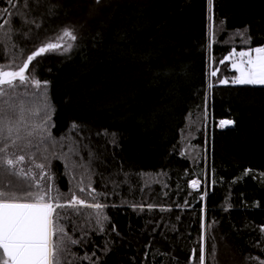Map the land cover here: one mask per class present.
I'll return each instance as SVG.
<instances>
[{
    "label": "trees",
    "instance_id": "obj_1",
    "mask_svg": "<svg viewBox=\"0 0 264 264\" xmlns=\"http://www.w3.org/2000/svg\"><path fill=\"white\" fill-rule=\"evenodd\" d=\"M65 28L71 50L33 61L47 88L17 94L31 123L49 106L53 187L105 205L102 227L82 207L65 221L72 264H264V86L232 83L233 52L264 46V0H0V64Z\"/></svg>",
    "mask_w": 264,
    "mask_h": 264
},
{
    "label": "snow or ice",
    "instance_id": "obj_2",
    "mask_svg": "<svg viewBox=\"0 0 264 264\" xmlns=\"http://www.w3.org/2000/svg\"><path fill=\"white\" fill-rule=\"evenodd\" d=\"M7 2L14 5V0ZM208 2L211 7L212 0ZM95 3L100 4L101 0ZM4 13L8 15L10 10L5 8ZM2 23L6 28L11 27L7 19ZM9 35L6 31L5 38ZM76 39L74 31L65 28L54 41L45 42L28 54L22 64L14 67L0 64V264H72L67 258L70 246L78 245L80 240L72 238L65 221L80 215L81 207L95 210L96 222L101 227L107 219L102 212L105 205L96 202L99 194L90 185L87 195L92 202L77 197L75 192L64 194L53 187V177L45 163L36 162L41 146L51 138L49 106L45 100L43 109L32 111L42 123H31L28 115L31 110H26L23 103L25 96L17 94V90L26 93L29 87L37 93L46 89L47 82H41L35 75L38 62L33 65V61L47 53L63 55L72 48L67 41ZM233 55L241 59L233 64L239 76L232 83L264 86V46L233 52ZM30 65L32 72L28 71ZM211 75L215 76L216 72ZM221 82L229 83L226 79ZM43 95L46 97V93ZM231 123L222 120L220 126ZM10 148L14 150L9 151ZM197 183L192 181L193 186ZM78 188L81 193L85 192L84 187L78 185ZM75 255L71 254L72 258ZM80 259L91 260V257L84 255ZM204 261L201 249L198 264Z\"/></svg>",
    "mask_w": 264,
    "mask_h": 264
},
{
    "label": "built area",
    "instance_id": "obj_3",
    "mask_svg": "<svg viewBox=\"0 0 264 264\" xmlns=\"http://www.w3.org/2000/svg\"><path fill=\"white\" fill-rule=\"evenodd\" d=\"M203 184L202 183H197L196 184V191H199L202 188ZM206 186V185H205Z\"/></svg>",
    "mask_w": 264,
    "mask_h": 264
},
{
    "label": "rangeland",
    "instance_id": "obj_4",
    "mask_svg": "<svg viewBox=\"0 0 264 264\" xmlns=\"http://www.w3.org/2000/svg\"><path fill=\"white\" fill-rule=\"evenodd\" d=\"M240 59H241V58H240ZM240 59H239V60H240ZM239 60H238V62H239ZM233 70H236V69L233 67ZM231 124H232V123H231ZM231 124H229V125H227V126H230ZM225 127H226V126H225ZM206 128H207V127H206ZM205 150H206V149H205ZM205 161H207L206 158H205ZM193 188H196V185L193 186Z\"/></svg>",
    "mask_w": 264,
    "mask_h": 264
},
{
    "label": "bare ground",
    "instance_id": "obj_5",
    "mask_svg": "<svg viewBox=\"0 0 264 264\" xmlns=\"http://www.w3.org/2000/svg\"><path fill=\"white\" fill-rule=\"evenodd\" d=\"M203 187H204V185L202 186V188H203ZM202 188H201V189H202ZM195 189H196V188H194V190H195ZM201 189H200V190H201ZM200 190H199V191H200ZM195 191H196V190H195Z\"/></svg>",
    "mask_w": 264,
    "mask_h": 264
},
{
    "label": "crops",
    "instance_id": "obj_6",
    "mask_svg": "<svg viewBox=\"0 0 264 264\" xmlns=\"http://www.w3.org/2000/svg\"><path fill=\"white\" fill-rule=\"evenodd\" d=\"M231 125H233V123H232ZM231 125H230V126H231Z\"/></svg>",
    "mask_w": 264,
    "mask_h": 264
}]
</instances>
